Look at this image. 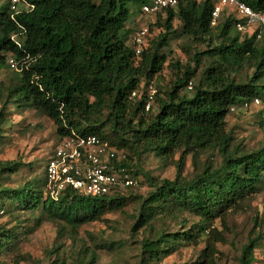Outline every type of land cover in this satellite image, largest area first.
<instances>
[{"label":"trees","instance_id":"16d2710c","mask_svg":"<svg viewBox=\"0 0 264 264\" xmlns=\"http://www.w3.org/2000/svg\"><path fill=\"white\" fill-rule=\"evenodd\" d=\"M149 1L25 0L31 9L14 14L8 2L0 0V70L9 59L19 69L16 81L4 89V105L27 106L46 116L59 138L72 132L98 137L125 153L124 159L113 163L134 177L138 174L132 162L139 163L144 155L165 160L180 153L172 180L142 172L148 191L134 197H125V189H119L97 197L66 192L54 200L44 193V172L41 179H26L9 187L3 182L25 165L0 163V217H9L13 224H0V256L7 252L18 256L15 249L24 224L45 219L74 235L81 226L102 221L107 213L122 212L132 201L135 212L129 236L133 239L141 233L138 264H157L179 245L200 241L205 243L202 254L206 258L220 234L213 222L223 223L231 211L242 209L262 189L264 143L246 149L226 130V118L246 109L243 103L254 99L262 106L260 116L264 114V30L255 29L240 38L235 31L239 20L232 12L211 24L216 0H178L174 8L153 15L155 23L148 25V31L159 27L163 33L147 38L146 46L135 55L133 43L127 44L130 31L125 28L129 6L134 4L136 13L147 15L141 8ZM238 1L254 11H264V0ZM174 19L182 36L206 45L193 52L192 69L180 71L178 63L171 65L180 75L176 74L162 99L155 82L166 61L162 50L175 34ZM244 66L249 72L240 77ZM193 79V91L183 94ZM150 83L156 90L157 110L145 113V94L132 100L129 96ZM2 110L0 142L6 125ZM205 153L211 156L198 172L183 177L184 157L190 155L198 161ZM183 213L197 218L198 223L188 228L182 223L179 232L156 226L163 219L177 220ZM254 223V229L259 227L256 219ZM263 240L260 234L249 236L239 264H252L253 253ZM92 243L96 251L107 253L123 246L106 239L97 243L93 239ZM95 250L84 264H95Z\"/></svg>","mask_w":264,"mask_h":264},{"label":"rangeland","instance_id":"374dc122","mask_svg":"<svg viewBox=\"0 0 264 264\" xmlns=\"http://www.w3.org/2000/svg\"><path fill=\"white\" fill-rule=\"evenodd\" d=\"M98 2V0H92ZM25 6L21 3L17 10L22 11ZM130 16L125 28L130 31L127 44L132 43L133 35L142 28L155 23L153 15H143L136 13V6L130 4ZM231 12L224 9L219 18L226 17ZM173 28L175 34L169 38L168 45L162 50L166 56L160 78L157 84L161 93L159 98H164L163 92L168 89L176 74L180 75L178 69H172L171 65L178 63L181 70L192 69L191 57L194 51H202L206 44L203 42L188 39L180 34L179 23L174 19ZM148 30V29H147ZM255 28L251 27L250 32L239 33V37L250 35ZM236 31V29H235ZM163 33L161 28L152 27L148 31L147 38L152 39ZM18 68V66H17ZM17 70L6 65L0 70V110L4 108L6 112V125L2 126L4 138L0 142V163L5 161H16L25 165L11 175L3 185L14 187L24 180L38 177L43 178L46 161L50 158L52 151L59 141L53 122L46 116L36 112L34 109L23 106L4 105L5 88L10 86L17 79ZM249 69L244 66L240 71V77L248 73ZM239 75V73H238ZM192 86L196 80H191ZM138 95L145 94L143 86ZM192 90L181 91L185 95H190ZM251 103L246 109H239L231 112L226 118V130L230 131L236 142L241 143L246 149H256L264 143V125L260 126V116L262 106ZM157 106L153 101L149 112H156ZM148 112V113H149ZM126 152V151H125ZM127 153V152H126ZM128 154V153H127ZM124 152H119V158L124 156ZM211 156L208 153L202 154L198 161L193 160L190 155H186L182 162L181 175L192 177L198 172V168L205 159ZM180 153H175L165 160L155 157L153 154L144 155L139 163L132 162L133 170L138 174L139 185L131 190H123L125 197L143 196L148 188L142 176V172L158 179L172 180L177 171ZM122 212H111L103 216L102 221L92 222L81 226L73 235L69 230L65 231L59 225L42 219L39 223L29 222L24 224L20 230L19 242L15 253L7 252L0 256L1 264H84L89 259L92 251L95 250L92 240L97 243L100 239L121 242L122 248L113 252L96 251L95 264H138V244L141 233L139 232L133 239L129 236V228L133 221L135 206L132 201L128 202ZM257 220L259 227L254 229V220ZM10 218L0 217V224L11 227ZM184 223L186 228L198 223V219L186 213L179 215L177 220L163 219L156 226L161 225L170 231L179 232L180 225ZM220 234L214 241V251L206 258L202 251L205 249L203 241L179 245L176 250L167 258L157 264H239L240 251L247 239L251 235L260 234L264 238V185L260 192L248 201L244 207L236 212L231 211L224 222L218 220L213 222ZM25 229V230H24ZM56 248H58L57 251ZM252 264H264V240L262 247L253 253Z\"/></svg>","mask_w":264,"mask_h":264},{"label":"built area","instance_id":"2783aa9c","mask_svg":"<svg viewBox=\"0 0 264 264\" xmlns=\"http://www.w3.org/2000/svg\"><path fill=\"white\" fill-rule=\"evenodd\" d=\"M11 11L17 14L19 4L24 10L31 9L25 0H6ZM178 0H150L142 6V12L154 15L157 12L174 8ZM224 9L232 12L239 21L235 29L240 33L250 32V28L264 30V11H254L238 0H216L211 11V24L214 25ZM253 32V31H252ZM147 28L139 29L132 38L135 55H139L146 46ZM8 65L19 71L13 59ZM145 90L144 112L148 113L154 101L155 87L153 83L143 87ZM186 89L192 90V83L188 82ZM138 90L130 93L129 100L138 95ZM258 104V99H254ZM251 103H243L247 108ZM233 111V109H231ZM119 152L109 147L96 136H78L73 132L61 137L56 144L50 158L44 167V193L51 199H57L66 192H76L85 196H104L119 189L135 188L139 185L137 177L132 176L126 169L115 165L119 161Z\"/></svg>","mask_w":264,"mask_h":264}]
</instances>
